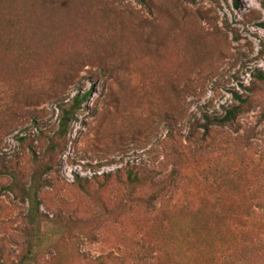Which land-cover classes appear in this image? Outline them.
I'll list each match as a JSON object with an SVG mask.
<instances>
[{
    "label": "rangeland",
    "instance_id": "obj_1",
    "mask_svg": "<svg viewBox=\"0 0 264 264\" xmlns=\"http://www.w3.org/2000/svg\"><path fill=\"white\" fill-rule=\"evenodd\" d=\"M14 1L21 9L34 4ZM35 7L33 28L26 20L11 42L2 36L26 53L0 50V171L14 169L27 186L38 168L32 151L41 160L47 147L32 112L49 135L56 102L90 90L42 176L50 182L38 190L48 237L35 264H99L108 255L103 264H210L230 247L225 235L234 237L233 249L247 250L243 264H264V83L255 76L264 73V0L238 7L233 0H40ZM237 95L250 98L243 111L204 133V115L223 116ZM4 103L19 114L9 126ZM130 169L147 180L128 198L122 182ZM11 183L0 172L3 264H18L31 239L29 203L3 188ZM157 191L150 207L130 201ZM209 205L237 220L198 231L195 212Z\"/></svg>",
    "mask_w": 264,
    "mask_h": 264
},
{
    "label": "trees",
    "instance_id": "obj_2",
    "mask_svg": "<svg viewBox=\"0 0 264 264\" xmlns=\"http://www.w3.org/2000/svg\"><path fill=\"white\" fill-rule=\"evenodd\" d=\"M30 1H33L31 2V5L34 3L32 5V8L27 9V4L25 6L21 3L19 5L24 7V9H21L18 7L16 8L14 0H0V50H11L14 52L17 51L20 56L26 53L24 50H14L11 46L3 44L1 42L3 39L2 36L5 38L6 41L11 42L13 40L12 36L14 34V31L23 30L26 25V20L29 21V29L34 27L33 23H31L30 21V18L33 16L32 12L34 9L36 10L35 6L40 0ZM141 2H143V0H141ZM233 3L236 7L239 6V0H233ZM24 13L26 15V18L24 17ZM4 17L6 28L2 27V19ZM260 26L264 27V22H261ZM4 61L5 55L0 57V66L5 65L3 64ZM255 76L260 82L264 83V73L258 72L255 74ZM89 95L90 90L84 92L79 91L71 98L57 101V108L60 112L57 127L55 130H49V135L44 134L42 129L38 126V112H32V121L38 130L37 139L38 141L42 139L46 140L47 147L45 150V155L41 160H39L35 152L32 151L34 162L36 163V167L38 166V168H36V170L34 171L31 177V181L27 186L21 183L14 169H11L7 166H3V171H0L8 173L12 178V183L6 185L3 188L14 193L15 196H18L21 200L27 201L29 203V209L26 215V219L28 220V223L32 225L29 234L31 237L30 247L28 249L27 254L22 257L18 264H35L39 247L44 244L45 239L48 237L41 232V216L39 215L38 190L41 186L49 184L50 182L47 179H42V176L53 170V165L51 163H53L56 154L62 151L61 143L64 141L68 133V129L70 128L71 123L74 120L75 114L81 109L82 104L87 100ZM2 99L4 98L2 97V95H0V101H2ZM235 99L238 101V105H234L228 108L223 116L217 117L204 115V122L200 124V127L203 128L204 133L207 134V132L210 131L212 126L223 125L234 121L236 116L243 111L244 106L248 105L250 102L249 97L242 98L241 96L237 95ZM1 107L4 108L5 111L3 118L6 116L5 120L7 121L5 122L7 126L13 124L15 122L14 120H17L19 118L18 111L14 106L4 103V105ZM1 120L2 117L0 116V121ZM19 140L21 142H25L26 137H21ZM146 180L147 179L141 177L139 173H137V171L133 169L128 170L126 181L122 182L124 184V187L128 190V198H130L132 190L141 186ZM160 193L157 191L152 193L149 197L145 199H141L139 197L134 198L130 201L136 204L143 205L145 207H150L152 206L153 202L158 198ZM208 207H206V210L198 208L195 212V217L202 220L201 223H196V221H193V226L197 228L198 231L207 232L213 230L214 228L221 229L226 225V220H237L236 215L227 213V211L223 208L222 205H217V207L214 205H209ZM209 221L212 223H210ZM217 226H219V228H217ZM260 233L264 235V231L261 232L260 230ZM243 239L246 238L244 236L240 238L242 243H244ZM225 240L230 247L222 251L223 256L225 255L224 258H221L219 260L216 257L215 259H212V262L210 264H243L244 261L247 262V250L245 248L233 249V246H235V239L230 235H225ZM152 249L153 248L151 247H140L141 252L142 250H147L148 254L151 256L154 252V250ZM142 256L144 255H140L138 257V260H140ZM110 258L111 255H108L97 257L96 260L99 262V264H103L104 260ZM0 264L3 263L0 262Z\"/></svg>",
    "mask_w": 264,
    "mask_h": 264
}]
</instances>
